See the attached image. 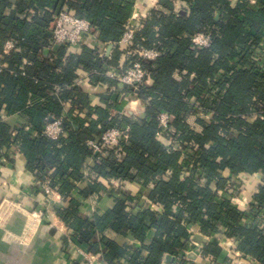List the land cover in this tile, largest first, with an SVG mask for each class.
Masks as SVG:
<instances>
[{
  "label": "trees",
  "instance_id": "trees-1",
  "mask_svg": "<svg viewBox=\"0 0 264 264\" xmlns=\"http://www.w3.org/2000/svg\"><path fill=\"white\" fill-rule=\"evenodd\" d=\"M182 1L188 3L187 14L173 10L174 0H160L170 13L153 11L136 31V43L160 56L142 60L152 82L139 94L150 101L145 115L135 117L119 114L123 104L117 95L92 107L75 86L80 67L94 73L96 82L114 85L100 73L104 65L117 64L119 49L110 58L98 57L88 46L68 58H63L66 47L49 50L55 43L54 16L63 10L88 19L102 43H118L135 0H21L11 14L10 0H0V47L7 39L16 42L1 59L7 68L0 65V114H18L30 126L12 129L0 119V158L13 161L10 154L19 152L37 182L48 179L57 187L69 202L57 213L76 244L102 252L106 264H163L166 255H184L194 224L204 234L233 240L245 261L264 264V220L259 218L264 208V65L256 57L264 41V0H239L235 6L231 0ZM204 32L211 33V45L195 47L192 37ZM67 102L71 107L63 117ZM75 107L86 110L87 117L75 114ZM199 108L211 120L197 117ZM160 112L174 116L173 131L162 139L157 137ZM48 116L62 120L64 134L58 139L44 133ZM121 124L131 128L128 142L97 161L87 142ZM170 138L180 143L179 150L167 148ZM89 158L98 178L141 185V204L129 207L125 201L135 197L123 192L112 208L83 215L74 194L88 198L105 190L85 176ZM259 173V190L243 209L232 200L241 188L231 180ZM84 181L89 183L80 189ZM152 204L163 206V212L151 210ZM108 230L132 236L138 245L107 240ZM221 253L214 242L203 251L214 259Z\"/></svg>",
  "mask_w": 264,
  "mask_h": 264
},
{
  "label": "crops",
  "instance_id": "crops-1",
  "mask_svg": "<svg viewBox=\"0 0 264 264\" xmlns=\"http://www.w3.org/2000/svg\"><path fill=\"white\" fill-rule=\"evenodd\" d=\"M20 1L10 0L12 9L7 10V14H11ZM238 2L239 0H231L233 6ZM251 4H255V0H251ZM188 8L187 2L174 0L173 10L178 15L187 14ZM153 11L170 13V10L161 5L160 0H135L129 22L139 30ZM97 45L95 36L93 39L87 40L85 45L80 48H70L53 43L49 50L50 52H57L62 47H66L63 58H68L73 54H81L85 46L96 50ZM115 49L122 52L117 64L111 67L104 65L102 67L103 73H100L108 80L114 81V85L117 83L108 73L120 72L121 66L125 64L124 48L117 46ZM0 53L3 55L1 47ZM78 74L79 78L75 86L81 88L89 96L90 105L92 107L104 106L103 97L111 95L109 88L112 84L110 82H96L93 78L94 73L84 67L78 69ZM151 82L152 80L148 82V85ZM141 103L143 102H133L131 105L126 102L122 105L120 112L135 117H143L146 111L142 109ZM64 106L65 110L62 116L66 117L71 104L67 102ZM75 112L83 119L87 117V111H81V107L80 109L75 107ZM112 112L113 114L118 113L116 110ZM92 118L96 119V116H92ZM0 119L12 129L18 125H25L27 129H30V126L18 114L8 115L3 111L0 114ZM10 157H13V161H9L5 157L0 158V264H106L102 252L95 254L76 244L72 231L58 215L57 209L67 208L69 202L58 191L52 200L47 199L35 187L37 181L34 174L27 169L25 157L19 152L11 153ZM93 166L94 160L89 158L85 171L91 177L95 175L92 171ZM262 178L260 173L233 178L231 183H236L238 188L239 186L241 188L236 191V196L232 197L233 202L248 210L254 194L259 190L258 186L262 183ZM111 180L108 178L96 180L105 187V190H101L100 193L93 194L88 198L77 195V193L74 194L82 202L79 210L83 215L90 217L112 208L116 201L122 198L123 192L133 197L136 194L141 195V185L137 183L122 184L116 179L115 184H113ZM88 183V181H84L78 186L80 189H84ZM189 234L191 236V248L185 251L189 264H257L254 260L245 261L242 259L233 240H229L223 235L204 234L199 224L192 225ZM104 236L107 240H115L119 244L138 245L132 236L121 237L112 230H108ZM212 242L222 248L221 255L215 259L205 257L203 254L207 245ZM79 250L87 253L83 254ZM174 259V256L166 255L163 261H173Z\"/></svg>",
  "mask_w": 264,
  "mask_h": 264
},
{
  "label": "built area",
  "instance_id": "built-area-1",
  "mask_svg": "<svg viewBox=\"0 0 264 264\" xmlns=\"http://www.w3.org/2000/svg\"><path fill=\"white\" fill-rule=\"evenodd\" d=\"M136 27L128 21L126 26V31L122 39L118 43H102L97 38V32L92 26L88 19L77 17L75 14L68 11H61L54 16V27H53V41L56 44H61L68 46L70 48H80L85 45L87 40L93 39L95 36L97 38V48L96 55L100 58H110L114 49L117 46L124 48L125 64L121 66L120 72L118 73H108V75L116 81L117 84L110 86L109 92L111 95H117L119 97L118 102L130 103L133 102H143L140 97V89L142 86H146L151 80L150 73L143 67L142 60L149 62L155 61L159 56L160 52L156 49H149L136 43ZM212 36L211 33H198L192 37V43L195 47L200 49L208 48L211 45ZM16 46V42L12 39L6 40L2 48V53L6 54L13 50ZM2 54L0 53V65L2 68H7L6 64L1 63ZM258 63L264 65V41L261 43L257 51ZM79 82V81H78ZM124 88V89H123ZM131 89V91H130ZM150 100L144 101L142 104V109L146 110L149 105ZM137 111V110H135ZM120 115H124L119 112ZM197 117L205 118L211 120V115L205 113L203 109L199 108L197 110ZM159 131L157 137L159 139L164 138V136L173 131V121L174 116L167 112H160L158 114ZM131 128L128 125L121 124L115 128L106 131L102 136L97 139L89 140L87 142L88 147L92 152L97 155V161L100 162L102 158H106L110 155V151L113 148H124V144L128 142L130 137ZM46 136L52 139H58L64 134L62 127V120L55 119L53 116H48L46 118V126L44 129ZM180 143L170 138L167 142V148L171 150H179ZM170 175V174H169ZM85 176L88 180H101L97 175H89L85 171ZM118 181V180H116ZM115 179L111 182L115 184ZM40 192H42L47 199L52 200V197L57 193V187H52L48 179L44 181H38L35 186ZM227 192V190H226ZM133 202L128 199L127 202L129 207L136 208L141 204L142 196L136 194ZM252 202V201H251ZM151 210L163 212V206L158 204H152L150 206ZM259 218L264 220V208L260 213ZM249 221L247 224H249ZM192 226V225H191ZM191 226L189 229H191ZM83 254L87 252L79 250ZM237 254H239L237 252ZM173 261H164L163 264H185L184 260L187 261L186 255H178L174 257Z\"/></svg>",
  "mask_w": 264,
  "mask_h": 264
},
{
  "label": "water",
  "instance_id": "water-1",
  "mask_svg": "<svg viewBox=\"0 0 264 264\" xmlns=\"http://www.w3.org/2000/svg\"><path fill=\"white\" fill-rule=\"evenodd\" d=\"M169 262L171 261V260H168Z\"/></svg>",
  "mask_w": 264,
  "mask_h": 264
}]
</instances>
